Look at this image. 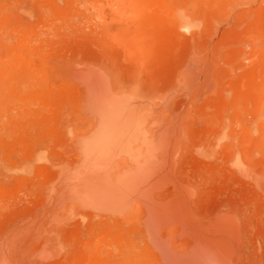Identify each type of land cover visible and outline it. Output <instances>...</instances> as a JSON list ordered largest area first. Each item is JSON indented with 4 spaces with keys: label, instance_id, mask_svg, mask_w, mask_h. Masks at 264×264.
<instances>
[{
    "label": "bare ground",
    "instance_id": "6f19581e",
    "mask_svg": "<svg viewBox=\"0 0 264 264\" xmlns=\"http://www.w3.org/2000/svg\"><path fill=\"white\" fill-rule=\"evenodd\" d=\"M135 6L139 7L141 5ZM144 7L145 9H151L153 5H144ZM169 8L166 7V10H169ZM189 9L188 6H175L174 9H172L171 13L173 14L171 16L175 17L176 21L175 23L172 21V25H170L171 23L168 24L167 29H169V32L166 31V41H163L164 44H162L164 46L166 43L165 49L167 51L169 50V52L174 44L178 42V44H181L184 42L183 40L180 43L177 35L183 32V34L187 36V33L182 29H191L190 24L196 19H192V14ZM162 11L165 12V10ZM140 21L142 22V20ZM101 31L99 33L100 36H102L101 34L103 33H108V36L110 35V37H112L110 30L106 29ZM155 33L156 32H147L143 37L132 30L125 33L126 39L124 38L125 42L123 43L127 46V52L130 58L133 59V61L135 60L136 65L131 69V71H134L131 72L130 69L128 70V72L130 71V75H128L129 73L127 72H125L127 75L121 72L115 65L114 59L108 58L109 55L107 57V53H109L107 42L106 47L103 46L104 52L102 53V57L92 58L91 60L87 59L84 63H81L82 61L79 59L78 63L80 61L81 64L73 62V64L68 67H66V65L70 64L69 62L66 65L65 62L63 63L64 67H66L65 69L63 68L64 74L69 78H81L83 83L82 89H84L83 96L81 97L82 99L79 98L81 101L77 104L78 108L72 109L69 107L73 111L69 110L68 113L78 118L81 112H87L89 114L93 113L94 117L93 120L90 119L89 122V124L91 123L90 126L93 125L92 130H86L84 126L82 128L81 124L83 123L81 120L83 121L84 118L81 119V117H79L81 120L78 119V121L81 124L67 126L61 135L64 139L63 142H61L64 143L63 147L65 146L67 150H73L68 152L64 150L65 153L61 159L62 161H60L62 162L61 178L59 179L60 208L62 209V215L64 214L63 216L65 217V219L61 218V220L63 219L62 223H64L67 215H71L72 218L80 216V219L72 222L68 221L66 224L70 227L73 226L71 228L68 226L70 232L72 231V233L77 235L76 244L74 243L76 245L75 248L73 246L74 244L71 246L68 245L70 242L68 240L70 238L66 235L70 232L64 235L67 231V227L65 228L64 224L62 227L66 230H61V237L63 238L64 236L63 240L65 237L68 239L63 241L66 244L64 245L69 246L70 249L73 247L76 252V256L74 253L76 261L74 256V260L71 261L73 263L75 261L76 264H233L234 259H236L240 252L242 253L245 251L246 253L249 250L246 249L242 251L243 248H241V246L245 244L243 242L245 238H242L243 235H245L243 226L249 223L247 218L249 209L247 210V208L251 205V202L249 206H247V203L245 204L243 201L246 200L247 202L249 200L241 199V204H245L247 208L243 205L242 207L237 205V202L240 200L239 198H242L244 194L243 190L242 194L238 189V193L241 195V197L239 195V200L237 199L238 201H236V199L233 198L236 194L232 197L233 200L231 199L235 201V205L232 204L233 202L230 203V199L228 200V198L227 200L230 204L226 203L224 196L221 195L223 193H218L220 196H215L218 189H213L210 184L214 182V188L219 187L224 189V187L221 186H224L226 184L225 180L228 179L229 182L227 181V183L229 186H231L230 182L234 185L237 183L238 186L241 181L237 180V182L234 183V181H231V178L236 174L238 176V174L241 175L244 173V176L252 178L255 187L259 190L260 199L262 202L264 201L261 198L262 195V197H264V102L260 100L257 105L255 100L256 95L254 96L253 91L249 88H254V92H256L257 89L254 86L256 83H243L241 94H239L235 101L232 102V105L228 107L227 113L222 117H220L222 114L219 116L216 126L215 121L217 120V116L214 119V115L211 117V115L205 114L204 118L207 119L209 116L214 119L215 123H213L214 127L211 129L210 136L208 132L207 135L206 129V131L204 130V134L207 136L204 135L205 137H203V134L200 135L198 133V129L200 128L199 125H201L202 122L200 120L197 121L198 123L194 122L196 118L193 119L195 113L193 111L194 109L190 108L192 104H189V102L185 100L189 97H187L189 93L187 94L184 92L186 95L182 96L184 94L178 89L179 87L173 86L175 91L178 89L182 93V95L180 92L178 93L179 96H182L181 98L179 97V99L184 97V102L182 100L177 102L178 96H174L176 100L174 97L172 99L169 96L170 93L167 88L169 85H166L167 81L173 83L172 78L171 80L167 79L170 78H168V75L170 73L174 74L173 72L175 71H173L175 67L172 69V66L171 71L173 72L170 71V65H167L169 59L173 56L178 57L175 54L177 52L179 53L182 49L177 45L178 48H176V50H180L168 53L169 55L172 54V57L169 55L166 56L169 59H167L168 62L165 61L167 52L164 49L163 52L166 53L163 55L162 51H159V47L162 45L157 42L158 36H156ZM119 34L121 33L119 32ZM103 36V38L106 37L105 34ZM114 36H118V34ZM177 38L179 41H174L177 40ZM108 39L111 41V38ZM187 42H189V40ZM167 44H169V47ZM183 44L189 46L186 42ZM174 46L177 47L176 45ZM183 50L185 51L186 49L183 48ZM158 52L161 56L160 58L157 57ZM185 54H187V50ZM187 55L190 56L189 54ZM163 56L165 59H163ZM189 58L190 57H188V60ZM75 59H78V57ZM159 59H161L160 63H158ZM171 60H173V58ZM171 60L170 62L173 63ZM183 60L185 59L183 58ZM177 61L179 60H176V62ZM164 62H167L166 65L169 67L170 72L166 75L167 79L166 83H164L165 85L161 84V86H159L160 83L156 84L153 82V79L158 82V78L161 77L162 79L159 78V82H161V80L165 78L162 74L168 67L165 64V67L163 66ZM157 63L158 66L161 65L162 68L165 69H158ZM175 63L173 64L176 65ZM153 64L156 66V70H153L155 68L152 69ZM193 69L191 68V71L188 69V65H180L178 72L175 71V73H179V78H181L179 82H183L185 86L189 84V82L192 81L189 71L198 74L195 73ZM150 71L153 74H151ZM207 71L209 75L207 76V74H205V77H208L206 79L210 77V80L213 81L215 76H213L209 70ZM148 74L150 76H154V74L159 75L158 78L156 75V78L152 77V79L149 78L150 76ZM165 74L166 73L163 75ZM172 74L169 76H172ZM210 74L213 78H211ZM178 75L176 76L178 77ZM194 76L192 75V79L194 78L192 82L195 80L196 76ZM177 79L178 78H176V80ZM65 83H67V81ZM205 83L209 82L206 81ZM193 84H191V88H193ZM189 85L187 89L191 90ZM65 86H67V84ZM178 86H180V83H178ZM215 86L216 85L213 87ZM171 89L172 88H170V90ZM185 89L186 88H184V90ZM187 89L185 91H187ZM191 91L189 94L190 96ZM200 92L199 94L203 93L202 91ZM192 95H194V93ZM199 96L202 97L201 95ZM195 97L197 99V95L194 96V98ZM200 97L198 98L201 99ZM194 98L190 100L192 102L196 101L193 100ZM64 108L67 109L66 107ZM251 109L253 111L252 113ZM244 110H248L249 113L248 111H246V113ZM198 112H200V110ZM243 112L244 115L249 114V117H253L251 120L248 119L250 122L242 120ZM69 114H67V117H69ZM202 114L204 113L202 112ZM80 115H82V113ZM230 117L237 118L240 126L235 122L237 126L234 125L233 127L234 123L230 120ZM66 121L68 122L69 119ZM207 121L208 120H206V122ZM67 122L66 124H68ZM194 123H196L198 129L193 127ZM89 124L86 125L88 126ZM202 125L204 126V123H202ZM211 126L209 127L211 128ZM235 127H237V129H234ZM213 150H216L215 154L219 153L220 155H224L227 163V165L225 163L226 166H223L224 163L220 164V162H222L220 160L222 158L224 159V157L221 156V159H219V155H214ZM191 158L193 161L195 159V162L192 163ZM211 158L212 160L214 159L213 161L216 159V163L220 161L219 164L220 166L222 165V169H218V163L217 169L219 171L213 169L214 165L212 166L209 162H213ZM215 162L213 163L215 164ZM207 164L212 167L206 166ZM201 167H207L208 169L211 167L209 170L210 172L205 171L207 168L204 169ZM226 167L232 174H229L231 177L228 176L230 179L225 178V183H222V180L220 186L216 185L219 183V180H221L222 173H225ZM223 169H225V171ZM213 170H215V172ZM216 171H218V173H216ZM227 173L228 171L226 172V176ZM216 181L218 182L216 183ZM244 183L247 184V182ZM228 185L227 189H230ZM232 186L231 188H234ZM236 188L234 189L236 190ZM244 188L245 191L246 187ZM234 189L233 192L235 191ZM238 190H236V193ZM231 192L232 191H230V193ZM211 193H214V195H211ZM245 193L248 194L247 191ZM224 194L226 195V193ZM252 194L249 193L248 197H253ZM246 195H244L245 198H247ZM208 196L209 198H215V203L217 197H219L220 200L223 197L225 203L218 199L217 201L221 203L213 205L214 199L212 198L213 200L210 199L211 203L213 201L212 204L208 200L211 205H203L202 199ZM226 197L228 196L226 195ZM253 199L256 200V196L251 198V201ZM257 201L254 202L258 203L259 201ZM257 206H254V208L257 209L259 207ZM250 208H252V211L254 210L253 206H250ZM252 211L250 209V213ZM257 211L260 213L261 210L258 208ZM261 213L256 215H264V212ZM254 215L252 216L255 217L256 215ZM85 216H87L85 222L88 220L86 225L82 220ZM75 218L73 220H75ZM262 220H264V218ZM83 225L87 227H85L87 234L83 233L85 234L84 238L79 236L80 231L83 230L82 232H85ZM256 236L258 241L260 234ZM260 240H262V238ZM19 243L20 242H18V244ZM249 243H251V241ZM256 243L255 241V246L257 245ZM258 243L260 244V242ZM246 245H248V240ZM246 245H244L245 248ZM251 245H254V243ZM255 246H252L254 249L253 253H255V250L257 251ZM65 249L67 254H65V251L61 248V252L63 250L61 255L65 254L68 257V251H70V249L67 250V247ZM262 249L264 250V246ZM251 253L249 256H251ZM254 255L256 256L257 254ZM251 257H253V254ZM69 258L70 255L68 259ZM244 258V260L247 259L246 254ZM251 259H249L250 262L252 261ZM258 259L253 261H259L257 262L259 264L261 258ZM70 260L71 259H69V261ZM240 260L243 262L242 259ZM263 260L264 259L261 261L263 262ZM247 261L248 259L245 263H247ZM253 261L252 263H254ZM71 262H69V264H71ZM235 262L239 264L240 261L238 262L235 260Z\"/></svg>",
    "mask_w": 264,
    "mask_h": 264
},
{
    "label": "rangeland",
    "instance_id": "374dc122",
    "mask_svg": "<svg viewBox=\"0 0 264 264\" xmlns=\"http://www.w3.org/2000/svg\"><path fill=\"white\" fill-rule=\"evenodd\" d=\"M135 5L141 6L136 7ZM144 5H153V7L151 9H145ZM173 6H188L192 14V19L196 18L190 24L191 29H182L187 33V36L183 34V32L177 35L180 43L184 40L181 44H178L179 42L174 44L182 49H179L180 54L177 52L179 55L172 52L178 57H172V54H168L171 53V51H179L176 50L178 46L175 47L173 45V48L170 46L171 51L169 52V50L167 51L165 49L166 43L164 46L162 45L166 41L167 32H169V29H167L168 24L171 23L170 25H172V21L174 23L176 21V18L171 16L173 14L171 13L172 9H174ZM158 7H160L161 10ZM166 7H170L169 10H166ZM162 10H165V12ZM140 20H142V22ZM105 28L111 31L112 37H110V35L108 36V33H103L101 34L102 36L99 35L101 30H106ZM131 30L142 37L143 35L145 36L147 32H156L155 34L158 36L157 42L162 45L159 47V51H162L163 55L167 52L165 57L169 55L173 58V60L167 57L165 59L163 56V59H165V61L169 59V62L171 60L173 63L179 60L175 63L176 65L171 62L170 64L168 61V64L167 62L163 63V66L164 64L170 65V71L175 67L173 71L175 70L178 72V68L182 64L188 65L189 70L195 68L193 71L195 70V73L198 74L192 73V70L189 71L192 81L194 79H192V75L196 77L194 76V82L190 81V85L187 84L186 86L185 84L183 85V82H179L181 78H179V73L177 74L175 71H171L174 74L170 73L172 76H169V74L168 78H170L167 79L166 75L170 72L167 65V71H163L166 74H162V76L165 77V82L164 79L159 82V78L162 79L161 77L158 78L159 74H154V76L148 75L150 76L149 78H156L155 76L157 75L158 82L152 79L156 84L160 83L159 86H161V84L165 85L166 79L171 80L172 78L173 83L167 81L166 85H169L167 88L170 93L169 96L172 99L174 96H178L179 101L177 100V102L183 101L184 97L182 99H179V97L185 96L186 93L190 94V91L193 90L191 91V96L189 94L187 95V97L189 96L190 98L185 97L187 98L185 100L188 101L189 104L191 103L192 107L190 108L194 109L195 116H193V119L196 118V121H193L197 122L200 120L204 123L203 126L199 121L201 123V125L198 124L200 126L199 129L196 127V123H194L193 126L198 129L200 135L203 134V137L207 136L208 133L210 136L211 129L214 127L213 123L216 122V126L219 116L222 114L220 116L222 117L227 113L228 107L232 105V102L241 94L244 82H248V84L255 82L256 85L254 84V86L257 89L256 92H254V88H249L253 91L254 96L256 95V104L260 100L264 102V0H0V264H64V262L65 264H69V262L74 260L73 256L74 253L76 256V252L73 247L70 249L69 246L74 243L76 244L77 235L72 233V231L70 232V226L66 224L68 221L72 222L80 219V216L77 217L75 215L77 218L74 217L75 220H73L74 218H72L71 215H67L66 220L62 223L65 217L63 216L64 214L62 215V209L60 208L59 179L61 178L62 172V162L60 161H62L61 159L65 153L64 150L66 151L67 149L65 146L63 147L64 143H61L64 140L61 135L67 126L81 124L78 121V119H80L79 117H81V119L84 118L83 121L80 119L83 124L85 123L84 125L81 124L82 128L84 126V129L92 130L93 125L90 126L91 123L89 124V122L90 119L93 120L94 117L93 113L89 114L87 112H81L82 115H80V113L78 118L68 113L69 110L73 111L72 109L78 108L77 104L81 101L79 98L83 96L84 89H82V79L76 77L69 78L64 74L63 68L65 69L73 64V62L78 63L79 59H81V63H84L87 59L91 60L92 58L102 57V53L104 52L103 46L106 47L108 43L107 47L109 53H107V57L109 55L108 58L114 59L115 65L121 72L129 73L131 69L134 68L135 60L133 61V59L130 58L127 52V46H125L123 42H125L126 39L125 33ZM119 32L122 35L119 34ZM104 34L106 36L105 38H103ZM115 34H118L120 38L114 36ZM108 38H111L110 40L112 42L109 41ZM178 38L174 41H179ZM186 40H189L190 43ZM185 42L188 43L189 46L183 44ZM167 45L169 47V44ZM182 47L187 50V54L190 56L185 54L186 50L184 51ZM164 49L166 52H163ZM77 57L78 59H75ZM157 57H161L159 52ZM188 57H190L189 60ZM174 58L177 59L175 60ZM183 58L185 60H183ZM161 59H159L158 63H160ZM80 61L78 64H81ZM64 62L65 65L68 64V62L70 64L64 67ZM156 62L154 60L155 64ZM158 63V69L164 70L165 68L163 69L161 65V67L158 66ZM153 66L155 65H152V69L155 68L153 70H156V66ZM129 69L130 71L128 72ZM207 70L216 77L213 78L210 74L213 81L210 80V77L206 79L208 77H205V74H207V76L209 75ZM175 74L178 75V77ZM125 75L127 74L125 73ZM128 75H130V73ZM175 77L178 79L176 80ZM205 80L209 83H205ZM66 81L67 83H65ZM178 83H180L181 87L178 86ZM66 84L67 86H65ZM191 84H193L194 89L196 88L195 90L191 88ZM188 85L191 90L187 89ZM214 85L216 86L213 87ZM173 86L179 87L178 89H180L183 94L184 92L186 93L182 95L178 89H176V91L178 90L176 93ZM170 88L172 89L170 90ZM184 88H186L187 91H185L186 89L184 90ZM200 91L203 93L199 94L201 93ZM179 92L182 96H179ZM192 92L194 95H192ZM196 95L197 99H199L198 97L201 99L197 100L196 97L194 98ZM192 98L197 102H192L190 100ZM199 110L200 112H198ZM206 111L209 112L207 113ZM244 111L246 112L248 110ZM202 112L204 114H202ZM252 112L251 109V113ZM67 114H69V117H67ZM205 114L211 115V117L214 115V119L217 116V120L214 122V119L209 116L206 119L204 118ZM249 116V114L244 115L243 112L242 120L250 122L253 117ZM68 119L71 121L67 122L66 120ZM206 120L208 121L206 122ZM230 120L234 123L233 127L234 125L237 126L235 123L239 122L237 118L230 117ZM65 121L68 124H66ZM86 124L89 125L87 126ZM238 125L240 126L239 123ZM209 126H211V128ZM234 129H237V127ZM204 130L206 133L208 132L207 135L204 134ZM68 151L73 150L68 149L66 152ZM215 152L216 150L214 151V155H219V159H221V156L224 157V155H220L219 153L215 154ZM216 159L218 160V157ZM216 159L215 161H217ZM224 160L225 157L220 160L222 162H219L220 164L224 163L223 166H226L227 163L226 160L225 162ZM193 162H195V159L194 161L192 159V163ZM209 162L212 166H216H213V169H217V163L219 167L222 166H220L219 162H215L216 165L211 161ZM208 164L206 166H211ZM211 167L209 169L205 167L207 168L205 171L210 172L209 170ZM219 167V170L222 169V167ZM223 170L225 171V169ZM213 171L215 172V170ZM218 171H216V173H218ZM227 171L228 173L226 176ZM229 172L230 171L227 170L226 167L225 173H222L224 177L220 174L222 178H220L221 180L216 184L220 186L222 183L226 182V186H221L224 187V189L226 187L225 190L217 186V188H214V182V184H210L213 189H218L215 196H217L218 193H223L221 195L224 196L225 202L229 203L230 201V203L233 202L232 204L234 205L235 201H232L233 198L236 199V201L240 199L238 201L239 204L237 202V205L240 207L243 205L241 204L242 200L247 199L249 201L246 202L245 200L243 203H247V206H249L251 202L250 206H253L254 210L256 209L254 206L256 207L258 205L259 207H257L263 213L264 201L262 202L260 199L259 190L255 187L252 178L244 176V173L241 175L238 174V176L237 174H233L234 177L231 178V181L235 183L238 180L241 181V183L239 182L240 184L237 186V183L234 185L230 182V185H233L232 187L234 188L239 187L236 188V190L239 189L241 191L240 193H242L243 190V196L247 194L245 193L246 191L248 192L246 195L247 198H245V196L244 199L243 196L239 198V190L236 193V190L228 185L227 181L229 182V180H225V178L230 179L232 174ZM221 181L222 183L220 184ZM217 182L218 181H216V183ZM244 182H247V184ZM227 185L230 189H227ZM242 187H246V190L244 191L245 188L243 189ZM229 190L232 192L230 193ZM224 193H226L228 197H226ZM249 193H253L252 195L253 197L256 196V200H254V198L251 201L253 197H248ZM212 194L214 195V193H211V195ZM262 196L261 198L264 200ZM207 198H209V196L202 199L203 205H211L213 203V201L212 203L210 202V199L213 197ZM227 198L230 200L228 201ZM213 199L215 203V198ZM218 199L219 197H217V200ZM224 199L223 197L221 198L223 202ZM217 200L213 205L221 203L219 202L221 201L220 199L219 201ZM254 201H257L259 204ZM245 204L243 206L247 208ZM250 206L247 208V210L249 209L247 212L249 223L248 225L244 224L243 230L245 235L242 237L246 240L243 241L245 243L243 244L246 245L248 240V245H246V248L244 245L241 246V248H243L242 251L246 249L249 250L246 253L245 251L242 253L240 252V255L238 254L237 257L235 256L236 259H234L233 264H238L235 260L238 262L240 261L242 264H258L257 262L259 261L254 262L258 258H261L259 263L261 264V260L264 259V250L262 249L264 246V220H262L264 215L258 216L261 211L259 213L257 208L255 211L253 210L254 213ZM250 209L252 211L251 213ZM254 214H258L256 215L257 217ZM61 218L63 219L61 220ZM86 218L87 216L82 219L83 223ZM87 221L88 220L84 223L85 225ZM63 224L65 228L67 227V231L64 235L70 232L66 235L70 238L69 240L67 237L63 240L64 236L63 238L61 237V230H66L62 227ZM85 225H83L85 232H82V230L79 235L82 236V238L87 234V227ZM259 234L260 238H258L257 241L256 237L259 236L256 235ZM253 235L254 237L256 236L255 240ZM261 238L262 240H260ZM65 240L70 241L68 244L69 246H65V242H63ZM249 240L251 243H249ZM255 241L257 242L256 246ZM18 242L20 243L18 244ZM258 242H260L261 245ZM252 243H254V245H251ZM75 244L73 245L74 248L76 246ZM64 246L68 248L67 250L70 249V251H68V257L70 255L69 259H71L70 261L67 255H65L67 251H65L66 249ZM252 246H255L257 249L255 253H253L254 249ZM61 248H63L65 254L61 255V253H63V250L61 252ZM250 253L251 256L253 254L254 258L249 256ZM245 254L248 259L247 263H245L247 259L244 260ZM254 254L257 255L255 256ZM240 259H242L244 263ZM249 259L252 261L254 260V263H252V261L250 262ZM75 261L74 263L76 264ZM240 262L239 264H241ZM72 263L73 262H71V264ZM262 264H264V260Z\"/></svg>",
    "mask_w": 264,
    "mask_h": 264
}]
</instances>
